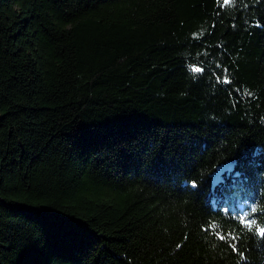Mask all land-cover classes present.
Listing matches in <instances>:
<instances>
[{
	"label": "trees",
	"instance_id": "trees-1",
	"mask_svg": "<svg viewBox=\"0 0 264 264\" xmlns=\"http://www.w3.org/2000/svg\"><path fill=\"white\" fill-rule=\"evenodd\" d=\"M0 264H264V0H0Z\"/></svg>",
	"mask_w": 264,
	"mask_h": 264
},
{
	"label": "snow or ice",
	"instance_id": "snow-or-ice-1",
	"mask_svg": "<svg viewBox=\"0 0 264 264\" xmlns=\"http://www.w3.org/2000/svg\"><path fill=\"white\" fill-rule=\"evenodd\" d=\"M225 2H227V0H225ZM193 71H200V69H193ZM227 82V81H225ZM253 212H255L256 210L255 209H252ZM223 239V237H221Z\"/></svg>",
	"mask_w": 264,
	"mask_h": 264
}]
</instances>
